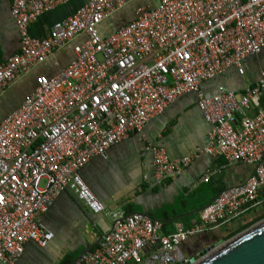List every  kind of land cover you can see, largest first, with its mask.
<instances>
[{
	"label": "built area",
	"instance_id": "built-area-1",
	"mask_svg": "<svg viewBox=\"0 0 264 264\" xmlns=\"http://www.w3.org/2000/svg\"><path fill=\"white\" fill-rule=\"evenodd\" d=\"M71 1L12 0L21 48L0 59V92L68 42L80 36L86 40L58 74L38 76L35 89L0 123V264H17L29 243L42 249L51 244L54 233L42 218L66 191L92 213H104L81 170L95 157L107 160L113 146L141 133L187 93L197 95L211 127L208 143L174 160L164 147L149 146L156 180L179 176L204 154L254 166L252 176L222 190L199 213L198 222H178L170 233L146 214L114 212L98 247L74 264L196 262L201 252L182 256L184 243L239 220L262 203L264 108L247 112L264 92V71L242 96L224 87L206 96L201 85L233 67L244 74L246 59L262 52L264 0H159L154 9H137L133 21L107 37L101 24L128 0H88L54 23L47 36L30 34L42 15Z\"/></svg>",
	"mask_w": 264,
	"mask_h": 264
},
{
	"label": "crops",
	"instance_id": "crops-1",
	"mask_svg": "<svg viewBox=\"0 0 264 264\" xmlns=\"http://www.w3.org/2000/svg\"><path fill=\"white\" fill-rule=\"evenodd\" d=\"M87 2L72 0L45 13L30 26V34L36 37L47 36L54 23L67 19ZM158 5L159 0H128L124 8L101 24L102 36L107 37L133 21L137 9H154ZM11 6L12 0H0V59L3 61L18 53L21 48L20 34L11 15ZM85 40V36L75 38L55 50L28 74L17 75L0 92V123L35 89L38 76L52 77L58 74L74 60L75 47ZM261 71H264V49L260 54L246 59L244 74H239L233 67L223 75L204 82L201 90L206 96H213L219 87H224L242 96L247 88L258 83ZM260 108H264V92L247 114H256ZM210 128L198 107L196 94L187 93L178 98L162 115L154 117L141 133H133L113 146L107 160L95 157L81 170L82 178L103 203L104 213H92L70 191L62 193L42 218L46 228L54 233V240L45 249L34 243L27 244L17 264H59L66 256L75 259L90 247L91 251L95 250L102 236L110 231L113 223L111 214L114 212L125 216L143 213L167 221L207 206L222 190L244 184L252 176L254 166L241 162L229 163L222 156L207 154L202 155L179 176L156 180L153 156L147 149L149 146L164 147L173 160L182 158L207 145ZM208 176L209 180L205 181ZM259 198L262 203L243 214L239 220L184 243L180 248L181 255L195 256L213 243L229 240L263 221L264 186L259 190ZM184 219L185 224L193 225L199 221V213ZM177 223L165 224L167 227L164 232L174 231Z\"/></svg>",
	"mask_w": 264,
	"mask_h": 264
},
{
	"label": "water",
	"instance_id": "water-1",
	"mask_svg": "<svg viewBox=\"0 0 264 264\" xmlns=\"http://www.w3.org/2000/svg\"><path fill=\"white\" fill-rule=\"evenodd\" d=\"M215 200V199H214ZM213 200V201H214ZM212 201V202H213ZM211 202V203H212ZM209 203V204H211ZM208 204V205H209ZM200 208L185 215L176 216L170 220H159L163 224L182 221L191 215L200 213ZM154 220H158L151 217ZM91 251V247L83 251L71 264L80 260L86 253ZM264 264V220L260 221L245 231L232 237L229 240H220L213 243L200 253V259L195 262H182L181 264Z\"/></svg>",
	"mask_w": 264,
	"mask_h": 264
},
{
	"label": "trees",
	"instance_id": "trees-1",
	"mask_svg": "<svg viewBox=\"0 0 264 264\" xmlns=\"http://www.w3.org/2000/svg\"><path fill=\"white\" fill-rule=\"evenodd\" d=\"M184 221H186V220H185V219L182 220V222H184ZM166 227H167V225L163 224V230H165ZM245 229H246V228H245ZM166 233H168V232H166ZM232 236H233V235H232ZM73 260H74V257H72V256H66V257H64V258L61 260V262H60L59 264H71Z\"/></svg>",
	"mask_w": 264,
	"mask_h": 264
}]
</instances>
